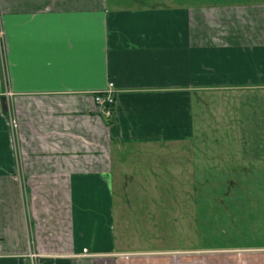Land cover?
I'll return each instance as SVG.
<instances>
[{
  "label": "crops",
  "instance_id": "obj_1",
  "mask_svg": "<svg viewBox=\"0 0 264 264\" xmlns=\"http://www.w3.org/2000/svg\"><path fill=\"white\" fill-rule=\"evenodd\" d=\"M243 1L0 0V264H264V186L232 180L264 154L228 131L264 96V4ZM194 200L226 244L136 248L192 240Z\"/></svg>",
  "mask_w": 264,
  "mask_h": 264
},
{
  "label": "rangeland",
  "instance_id": "obj_2",
  "mask_svg": "<svg viewBox=\"0 0 264 264\" xmlns=\"http://www.w3.org/2000/svg\"><path fill=\"white\" fill-rule=\"evenodd\" d=\"M258 4H264V0H256ZM241 2H244L241 0ZM254 2V1H253ZM250 100V101H249ZM254 100V101H252ZM250 108H245V111L242 113H239L237 116V127L228 130L239 139L241 142V150L243 152H252L256 154H264V96L261 94H258L257 97H248L244 98V102L241 103H250ZM207 134V133H206ZM216 135V133L211 129L209 131V135ZM204 138L197 141L196 144L192 145V148L196 150L197 152L204 153ZM261 158H264V156ZM264 163V162H263ZM262 167V166H260ZM258 174L253 175V177L245 176L241 177V180L238 177L232 178V180H235L238 183L242 184H257L258 186H264V168L258 169ZM165 177V176H164ZM163 177V178H164ZM200 179V177H199ZM204 181V177H203ZM224 181V180H223ZM199 195V193H196ZM195 194V195H196ZM259 195H264V191L258 193ZM196 195V196H197ZM136 199L135 193L133 196H130V201ZM147 199H144L143 201H146ZM196 200H194V206H193V215H192V224L191 227L193 229V239L192 240H184V238H179L180 234H177V240H173L174 237L168 238V235H154L155 239L152 238L151 235L145 234L141 235L142 239L133 242V244H136V248L140 250H171V249H181L185 248L187 250L192 249L194 253L198 250L204 251V246L206 247H216L219 243L226 244L228 241L225 239H222V241L214 240V239H204V229L205 231L214 232L212 228L216 227V224H204V208H196ZM201 211H203V214H201ZM260 218V217H258ZM135 220V218H134ZM189 219L187 218V225L188 226ZM163 231V227H162ZM192 232V231H190ZM163 233V232H162ZM191 236V235H190ZM232 243V241L230 242ZM215 245V246H214ZM204 255L202 254H198ZM193 255V260H195L196 256ZM204 262V261H203ZM195 264V261L194 263Z\"/></svg>",
  "mask_w": 264,
  "mask_h": 264
},
{
  "label": "built area",
  "instance_id": "obj_3",
  "mask_svg": "<svg viewBox=\"0 0 264 264\" xmlns=\"http://www.w3.org/2000/svg\"><path fill=\"white\" fill-rule=\"evenodd\" d=\"M2 33L0 32V38ZM10 96V93L7 94ZM95 102L102 109L103 114L107 118H112L115 112L116 105V90L114 85L111 83L108 88L102 93H98L95 97ZM12 127L15 129L18 127L17 121L15 119L12 120Z\"/></svg>",
  "mask_w": 264,
  "mask_h": 264
}]
</instances>
